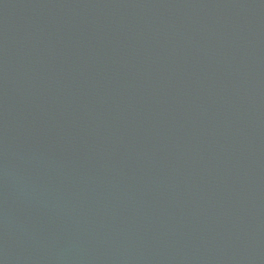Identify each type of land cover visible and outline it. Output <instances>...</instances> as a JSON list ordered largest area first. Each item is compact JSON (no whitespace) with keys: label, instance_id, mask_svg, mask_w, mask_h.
Listing matches in <instances>:
<instances>
[{"label":"water","instance_id":"1","mask_svg":"<svg viewBox=\"0 0 264 264\" xmlns=\"http://www.w3.org/2000/svg\"><path fill=\"white\" fill-rule=\"evenodd\" d=\"M0 264H264V0H0Z\"/></svg>","mask_w":264,"mask_h":264}]
</instances>
